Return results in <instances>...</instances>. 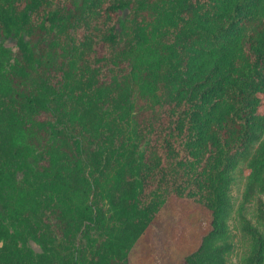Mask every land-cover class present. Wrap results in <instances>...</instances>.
<instances>
[{
  "label": "trees",
  "instance_id": "16d2710c",
  "mask_svg": "<svg viewBox=\"0 0 264 264\" xmlns=\"http://www.w3.org/2000/svg\"><path fill=\"white\" fill-rule=\"evenodd\" d=\"M172 196L264 264V0H0V264H131Z\"/></svg>",
  "mask_w": 264,
  "mask_h": 264
},
{
  "label": "rangeland",
  "instance_id": "374dc122",
  "mask_svg": "<svg viewBox=\"0 0 264 264\" xmlns=\"http://www.w3.org/2000/svg\"><path fill=\"white\" fill-rule=\"evenodd\" d=\"M7 45L16 49L13 40L7 41ZM242 190L241 181L234 189L235 196L240 197ZM210 221V211L202 204L172 196L138 242L131 264H183L185 256L198 248L203 235L209 231ZM32 245L40 250L35 243Z\"/></svg>",
  "mask_w": 264,
  "mask_h": 264
}]
</instances>
